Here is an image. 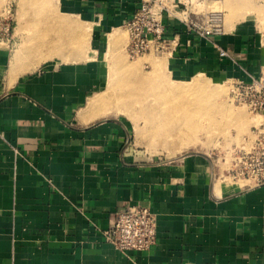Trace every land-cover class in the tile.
<instances>
[{
    "label": "crops",
    "instance_id": "crops-1",
    "mask_svg": "<svg viewBox=\"0 0 264 264\" xmlns=\"http://www.w3.org/2000/svg\"><path fill=\"white\" fill-rule=\"evenodd\" d=\"M74 1L99 17L95 55L37 70L67 44L85 46L88 30L70 22L57 32L65 44H42L21 64L20 49L12 56L11 44L0 43V264H264V183L220 185L207 156L152 162L136 144V126L104 115L101 66L123 62L119 30L144 0ZM176 1L185 8L190 0ZM182 13L164 15L170 46L162 65L173 78L235 83L260 75L264 44L247 24L230 22L207 38L189 24L201 18ZM132 206L156 215L157 239L127 257L104 232Z\"/></svg>",
    "mask_w": 264,
    "mask_h": 264
},
{
    "label": "rangeland",
    "instance_id": "rangeland-1",
    "mask_svg": "<svg viewBox=\"0 0 264 264\" xmlns=\"http://www.w3.org/2000/svg\"><path fill=\"white\" fill-rule=\"evenodd\" d=\"M4 4L5 0H0V10ZM83 6L76 5L74 0H15V39L10 43L12 56L25 43L28 48L33 44L39 47L36 52L42 51L45 44H65L63 33L58 35L57 32L65 30L60 26L69 24L66 22L78 26L72 28L88 30L89 36L82 44L85 46L67 44L61 51L46 56L37 70L95 55L94 52L101 49L99 17L91 10L87 12L85 6L81 8ZM178 10H182L179 16L183 19L188 18L189 11L199 16L202 21L195 22L199 24H204L213 12H220L223 26L230 22L242 26L247 24L251 37L264 44V0H190L187 7L180 6ZM49 31H56L59 39L49 41ZM119 33L126 38L121 49L123 62L113 63L108 58L109 63L101 66L106 78L104 115L125 118L136 126V144L152 162H176L190 155L207 156L211 158L213 173H217L220 185H249L251 182L246 180H233L228 171L232 168L235 152L251 150L253 130L262 121L261 117L233 100L234 81L224 82L208 75L177 81L162 65L166 52H152L132 60L126 51L129 38L125 25ZM74 34L79 36L80 31ZM149 58L154 63L149 62ZM197 78L202 79L205 88L180 95L177 87L191 85ZM208 91L218 94L210 98ZM177 132L181 136L177 137ZM181 141L185 142L180 146L178 143Z\"/></svg>",
    "mask_w": 264,
    "mask_h": 264
},
{
    "label": "built area",
    "instance_id": "built-area-1",
    "mask_svg": "<svg viewBox=\"0 0 264 264\" xmlns=\"http://www.w3.org/2000/svg\"><path fill=\"white\" fill-rule=\"evenodd\" d=\"M179 3L176 0H144L125 28L129 42L126 51L130 59L148 53L168 52L170 41L164 15L175 16ZM15 0H5L0 10V42L10 44L15 39ZM192 30L207 38L223 33V15L210 14L204 24L189 23ZM221 58H229L226 50L218 48ZM233 100L246 107L252 114L264 115V65L258 77L250 82L233 84ZM250 151L235 152L228 174L233 180H246L255 185L264 183V126L253 130ZM157 218L149 207L132 206L115 215L113 225L104 232L105 240L123 255L148 252L157 239Z\"/></svg>",
    "mask_w": 264,
    "mask_h": 264
},
{
    "label": "bare ground",
    "instance_id": "bare-ground-1",
    "mask_svg": "<svg viewBox=\"0 0 264 264\" xmlns=\"http://www.w3.org/2000/svg\"><path fill=\"white\" fill-rule=\"evenodd\" d=\"M60 23V22H59ZM66 23H69V22H66ZM64 24V23H63ZM62 24V25H63ZM67 25V24H66ZM88 32V31H87ZM41 36V35H40ZM88 36H89V32H88ZM42 37V36H41ZM114 37H115V35L114 34H112V35H110L109 36V41H111V42H113L114 41ZM25 43V42H24ZM26 44V43H25ZM25 44H22V46L19 48L20 50H19V53H18V55H17V57H16V63H23V57H24V55H20V53L21 52H23V53H30L31 51L32 52H34V50L36 51V49H39V47H35V48H33L32 49V47L31 48H28V47H26L25 46ZM50 44V43H49ZM60 44V43H59ZM38 58V57H37ZM31 68V67H30ZM20 72V71H19ZM194 80V79H193ZM193 84H191V85H188V86H183V87H177V89H178V91H179V93H180V95H187V94H191V92H196V91H202L203 90V88H205V85H204V83H203V81H202V79H200V78H197V79H195L193 82H192ZM204 91H206V90H204ZM211 91V90H210ZM105 94L106 93H102V95H101V98H100V105H103V107L105 106V104H104V96H105ZM207 94H209V95H211L210 96V98L211 97H213V95H217L218 93H214V92H207ZM98 98V97H97ZM94 103V102H93ZM90 106L92 107V105L90 104ZM94 106V105H93ZM95 107H96V105H95ZM193 112V111H192ZM169 119V118H168ZM170 120V119H169ZM179 125H180V123H179ZM181 126V125H180ZM176 127V126H175ZM183 127V126H182ZM167 128H169V126H167ZM173 128H174V126H173ZM178 129V128H177ZM182 130V129H181ZM180 129H179V131H181ZM168 132H169V130H167ZM168 132H167V134H168ZM171 132V131H170ZM174 133V132H173ZM178 133V132H177ZM165 135V134H164ZM178 135V136H177ZM176 136L177 137H179V136H181V135H179V133L177 134ZM175 136V134H174V137H176ZM163 137V136H162ZM165 137V136H164ZM167 138V137H166ZM196 141V140H195ZM184 142L185 141H181V142H179L178 143V145H182V144H184ZM163 143V142H162ZM179 147V146H178ZM173 149V148H172Z\"/></svg>",
    "mask_w": 264,
    "mask_h": 264
}]
</instances>
